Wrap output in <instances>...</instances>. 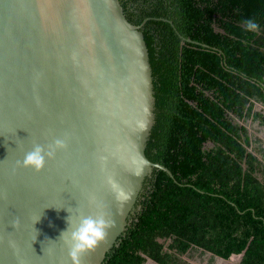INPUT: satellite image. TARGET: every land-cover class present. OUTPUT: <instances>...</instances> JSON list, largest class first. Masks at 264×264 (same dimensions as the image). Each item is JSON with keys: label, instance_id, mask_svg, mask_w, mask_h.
I'll use <instances>...</instances> for the list:
<instances>
[{"label": "water", "instance_id": "95a60500", "mask_svg": "<svg viewBox=\"0 0 264 264\" xmlns=\"http://www.w3.org/2000/svg\"><path fill=\"white\" fill-rule=\"evenodd\" d=\"M149 20L172 25H134L120 0H0V264H71L58 238L80 214L112 224L80 260L104 264L145 178H173L144 153L155 122ZM57 138L68 147L40 173L17 168Z\"/></svg>", "mask_w": 264, "mask_h": 264}, {"label": "trees", "instance_id": "16d2710c", "mask_svg": "<svg viewBox=\"0 0 264 264\" xmlns=\"http://www.w3.org/2000/svg\"><path fill=\"white\" fill-rule=\"evenodd\" d=\"M120 2L134 25L172 23L149 20L142 33L155 98L144 153L173 178L156 169L145 178L104 264H178L192 248L264 264V149L249 151L248 129L236 122H264L253 110L264 105V0ZM247 18L260 30L246 32Z\"/></svg>", "mask_w": 264, "mask_h": 264}, {"label": "clouds", "instance_id": "9594fccd", "mask_svg": "<svg viewBox=\"0 0 264 264\" xmlns=\"http://www.w3.org/2000/svg\"><path fill=\"white\" fill-rule=\"evenodd\" d=\"M244 30L248 33H254L260 30V25L254 18L242 20ZM68 147L66 138H57L54 142L45 148L39 144H34L32 150L27 152L22 161H17V168L31 169L40 173L49 160H54L58 152L66 150ZM108 184L112 187L118 200H127L129 198L114 180L109 178ZM90 203H95L94 198ZM68 227L60 233L58 240L63 248L67 249V259L71 264H80L81 257L89 252L96 250L98 245L105 240L107 231L112 224L103 214L96 216H85L80 214L75 220L67 218Z\"/></svg>", "mask_w": 264, "mask_h": 264}, {"label": "rangeland", "instance_id": "374dc122", "mask_svg": "<svg viewBox=\"0 0 264 264\" xmlns=\"http://www.w3.org/2000/svg\"><path fill=\"white\" fill-rule=\"evenodd\" d=\"M254 112L260 113L264 118V105L261 103H255ZM240 125L245 126L248 129L249 135L253 141V146L249 151H253L255 154L259 149H264V122L261 120L248 119L246 121H236ZM260 160L262 157L257 155ZM170 242L166 243V247ZM178 264H235V263H223L218 258L213 257L211 254L205 253L196 248H192L187 254L176 256ZM221 260V259H220ZM224 261V260H223ZM146 264H155L152 261L147 260Z\"/></svg>", "mask_w": 264, "mask_h": 264}]
</instances>
